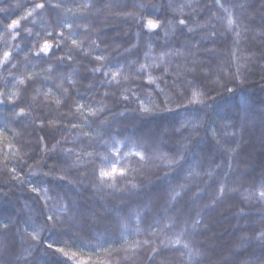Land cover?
Wrapping results in <instances>:
<instances>
[{
    "label": "trees",
    "instance_id": "16d2710c",
    "mask_svg": "<svg viewBox=\"0 0 264 264\" xmlns=\"http://www.w3.org/2000/svg\"><path fill=\"white\" fill-rule=\"evenodd\" d=\"M57 2L59 0H52L53 4ZM84 2L85 0H66V4L62 6L72 8L75 16L72 13L48 10L34 13L27 21H22V26L31 29L32 35L21 31L20 36L13 40L6 31H0V55L3 51H11L12 63L16 64V68H0V92L10 94L18 91L21 106L30 112L28 118L20 121L14 117L12 104L0 105V127L7 125V140L0 144V223L10 222L8 230L0 228V232L5 233L0 235V264H64L65 258L47 248V244L53 239L61 238L58 234H62L63 239L75 235L77 243L83 241L102 246L95 251L90 247H73V251H80L85 259L89 254L95 258L97 253L100 259H104L106 254L103 249L112 250L113 256L109 259H112V264H116L120 255L115 250L126 248L125 240L142 241L149 238L148 234L153 231L157 233V244L161 240L168 244L179 237L180 242L175 248L165 250L171 252V255L163 258L166 264H242L244 261L248 264H264V249L255 239L259 229L264 227V219L261 218L264 203L254 195L264 179V58L260 55L264 48V37L259 35L264 21L261 20L259 10L253 12L252 8L247 11L233 9L234 17H238L241 24L239 51L236 52L238 60H234L231 55L232 34L220 36L226 29V13L217 7L215 0H198V3L197 0H88L98 7L79 9L77 6ZM240 2L242 0H234V3ZM33 3L34 0H0V29L6 28L11 19H18L31 10ZM105 3L110 7H101ZM137 3L155 5V8H147L141 12L134 7ZM188 3L196 4L195 12L187 6L183 8V14L172 10ZM169 4L172 5L171 8ZM226 7L231 5L226 3ZM128 12H137L149 19L160 17L162 25L167 20L178 23L177 17L187 18L191 15L194 18V22H189L192 26L195 23H205L208 27L197 29L195 33L177 29L176 32L169 31L168 37L158 29L160 34L152 38L149 49L148 30L142 29L136 21L124 15ZM152 12L156 15H149ZM65 21L72 23L73 28L59 27ZM244 28L249 31H243ZM50 30H55L54 35L63 31L65 37L75 33L73 38L82 41L83 48L75 49L70 41L65 40L50 58L35 57L34 50H38L43 40L52 39L46 35ZM213 31L217 32L214 42L201 40L202 35ZM138 32V46L131 52H126V48L137 44ZM56 39L59 41L58 35ZM92 41H96V44H92ZM176 51L183 55L165 56L169 74L162 72L163 64L161 69H149L153 75L163 76L168 81V87H172V81L176 80L180 88L186 90L184 79H178L175 73L191 67L193 59L200 61V66L213 74L207 78V84L209 88L215 89L211 92L215 103L209 101L211 108L205 117V128L191 138V151L185 153V160L182 162V167L191 170L193 174L186 181L184 177L187 173L184 170L173 171L165 176L159 168L151 166L150 162V166L130 171L127 177L118 179L116 188L98 186L94 169L106 166L107 162L96 154L109 155V151L104 144L94 139L97 131L104 132L106 127L108 131L104 138L109 143L111 135L126 141L124 145L114 147L124 157L122 163L131 161L133 167H138L135 164L136 157L125 156L131 148L127 140H135L149 131L168 129L159 143L161 150L170 154L176 141L181 139L178 133L172 131L173 126L178 127L175 122L181 117L171 113H158L153 117L136 118L132 111L127 112L125 117L115 115L125 108V103L117 102L123 89L105 83L107 78L102 74H95L93 79V74L88 70L98 66L94 56H106L107 64H122L123 71L130 77L124 87H131L133 91L143 95L144 90L140 87L143 81L133 79L134 75H139L136 69L141 63H159L161 53ZM85 52L90 55H84ZM145 53L148 54V59H145ZM68 55L72 56L71 60L67 59ZM59 57H65V60L60 62ZM133 60L136 61L135 64L131 63ZM237 64L241 65L242 84L231 78L236 72ZM245 64L246 67L243 66ZM49 66L52 68L51 72L47 71ZM221 68L227 69V74L220 71ZM217 72L234 92L220 90L212 84ZM185 75L188 80H192L195 74ZM28 76L34 77V81H29ZM69 77L76 82L75 86L69 83ZM198 78H203V73ZM19 79H25V84H19ZM89 83L93 84L91 89L87 88ZM161 86L164 87V84ZM36 89L40 90L39 95ZM63 89L68 90L67 95L63 93ZM48 90H51V94L45 99L43 94ZM105 92L109 95L105 96ZM241 97L248 100L247 111L237 106ZM56 98L64 102L59 107L54 102ZM76 101L85 107L106 105L101 117L108 123L101 126L97 117L82 121L78 116L69 115V108L65 105H74ZM127 107H136L135 98L127 102ZM42 119L57 120V127L41 131L39 124ZM70 121L81 126L72 128ZM208 124L217 129L218 138L225 149L239 143L240 147L235 155H230L217 146L216 141L205 131ZM12 129L19 135H15ZM225 132H236L238 135H224ZM84 133H92V137ZM183 135L188 136V131ZM40 136H44L43 143L47 144L48 149L56 144V150L46 151L43 145H38ZM8 143L20 149L23 160L19 156H12ZM65 149H74V152L69 155ZM84 150L93 152L95 159L92 162H89L90 158L83 156ZM77 156L82 158L77 160ZM73 162L76 166L70 167ZM12 168H16V173L10 171ZM210 168L214 173L212 176L206 174ZM32 171H37L38 174L34 176ZM43 173L49 175L44 177ZM17 174L21 177L20 180L11 178ZM58 175H65L67 180L57 179ZM41 179L47 180L44 186L48 188V192L41 193L45 198L37 200V194L31 188L37 186ZM181 183L187 184V190L175 201L169 202V187L179 191ZM219 183L226 185L223 199L217 201L215 207H205L211 202L209 194L215 193ZM133 184L138 185V188H133ZM233 187L238 191H227ZM195 192H200L201 195L194 200L192 197ZM249 194H253L251 199L245 200L243 197ZM47 197L51 199L47 200ZM240 209H243V214ZM54 213L59 215L64 226L57 225L51 231L42 229L39 240H33L30 235L33 228H41L45 214ZM197 219L200 220V225L193 229L191 224ZM186 222L187 231L181 236L179 234ZM165 224H171V227L166 228ZM137 229L142 231L138 232ZM185 243L193 251L201 253L200 256L194 255L192 262L188 261L186 255H181V252L188 251L183 248ZM148 251V247L138 250L135 264H152L145 258ZM67 264H72V261ZM120 264L125 262L120 260Z\"/></svg>",
    "mask_w": 264,
    "mask_h": 264
},
{
    "label": "snow or ice",
    "instance_id": "6c2138e0",
    "mask_svg": "<svg viewBox=\"0 0 264 264\" xmlns=\"http://www.w3.org/2000/svg\"><path fill=\"white\" fill-rule=\"evenodd\" d=\"M198 3V0H197ZM226 3L231 5V7H226ZM66 4V0H59V2L53 4L52 0H41V2H35L33 3V7L31 10L27 11L23 16H21L18 19H11L10 22L7 24L6 28L0 29V31H6L13 40H15L18 36H20L21 31L27 32L28 35H32L31 29L27 27L22 26V21H27L29 17H32L34 13L42 12L44 10L48 11H54V12H65V13H72L74 16L76 15L75 12H73L72 8L68 7H62ZM215 4L219 9H221L224 13H226V17L224 18L226 20V29L224 32L220 33V36H226L227 34L231 33L233 36V45L231 50V55L233 56L234 60H238L236 57V52L239 51V40L241 38V24L238 22V17H234L233 15V9L239 8L242 11H247L248 8H252L253 12L259 10V14L261 16V20L264 21V0H242L240 3H234V0H215ZM189 7L192 12L196 11V4L194 3H188L187 5L181 4L178 8H173L172 10L174 12L179 11L181 14H183V8ZM79 9H87L90 7L97 8L98 6L96 4L88 2V0H85L84 3L79 4L77 6ZM101 7L108 8L110 7L109 4L105 3ZM134 7L138 8L143 12V10L147 8H155V5H149L145 3H137L134 5ZM169 7L171 8L172 5L169 4ZM99 10V9H98ZM127 16L130 20L136 21V23L142 28L147 29V35L150 37V39L147 41L149 49H151L152 44V38L159 35L160 33L157 31L158 29L163 31V35L165 37H168L169 31L176 32L177 29L183 31L186 30L188 33H195L197 29H203L208 27L205 23H195V26H192L189 22L193 21L194 18L189 15L187 18H179L177 17L178 23H173L172 20H167V23L165 25H162L161 18L157 17L156 19H149L145 16L141 15L137 12H128L124 14ZM149 15L155 16L156 13L152 12L149 13ZM215 15V14H214ZM61 28H67L72 29L73 24L64 22L59 25ZM86 27V26H85ZM168 29V30H165ZM55 30H50L46 33L48 37H51L52 39H44L43 43L39 45L38 50H34V56L41 59H48L50 58L51 54L54 53V50L60 49L62 43L65 40L70 41L71 45L75 49H82L83 43L82 41L73 38L75 33H72L68 37L64 36L63 31L58 32L56 35H54ZM243 31H249V29L244 28ZM59 36V41H57L56 36ZM259 35L261 37H264V24H262L261 29L259 31ZM217 36V32H208L201 36V40H212L215 41ZM137 37V44L132 45L131 48H126V52H131L134 48L138 46L139 43V37L140 33H136ZM262 43H264V40H262ZM92 44H96V41H92ZM97 47L99 45H96ZM35 49V46H33ZM71 51V49H69ZM208 51H214L213 49H208ZM189 52L191 53V49H189ZM194 55V53H191ZM84 55H90V53L85 52ZM180 56L183 55V53L176 51V52H165L161 53L160 55V62L156 63L155 61L152 64L148 63H141L139 67L136 69V73L139 75H134L133 79L143 81V83L140 85V87L144 90V94L140 95L136 91H133L131 87H124V83L128 82L130 77L127 73L123 71V65L122 64H116L111 65L105 63L107 60V57L104 55H95L94 61L98 62V66L90 68L88 71L93 74V79L95 78V74H102L105 78V83L108 85H115L117 87L122 88L123 90L120 92V98L117 101L118 103H125L124 111L115 113V115H119L120 117H125L126 113L129 111H132L136 114V118H142V117H153L158 113H171L175 116L181 117L179 120H177L175 123L178 124V127L173 126L172 131L173 133H178L181 137V139L177 140L175 143L174 150L169 154L167 152H164L160 148V141L162 139V135L166 134L168 129H163L162 131L158 132H152L149 131L145 133L143 136L137 137L135 140L128 139L127 143L131 145V148L128 153H125V156L136 157L135 164L138 167H133L131 161H124V157L120 156L119 149L114 147L115 145H124L126 141L124 140H118L116 139V135H111L110 140L111 143H109L108 139H105L104 136L107 133L108 129L105 127L104 132L97 131L95 134L94 139L98 143H102L105 145V147L109 151V155H104L103 153H97L96 155H99L102 161L107 162L106 166H102L99 169H94V175L96 177V180L98 181V186H106L109 188H116L118 179H123L128 176L130 171H139L140 168L151 166L159 168L165 176H168L170 172L173 171H180L184 170L187 174L184 177V180L186 181L188 179V176L192 175V171L188 170L186 168L182 167V162L185 160V153H188L191 151L189 148V144L192 143V139L196 135L199 134L200 129L205 128V117L208 115V110L211 108V104L209 101H212V103H215V97L211 95V92L215 89L209 88L207 84V78L212 76L213 74L209 72L206 68L200 66V61L193 59L191 61V67H185V70L183 72L177 71L175 75L177 78H183L186 83V90L181 89L179 84H177L176 80L172 81V87H168V81L163 79V76H156L153 75V72L149 69H161V64L164 65V67L161 69L162 72L167 75L169 74V65L165 62V56ZM260 55L262 58H264V48L261 49ZM13 59V53L11 51H3L2 55H0V68H16V64L12 63ZM27 59V57H25ZM60 62H63L65 60V57H59L58 58ZM68 60L72 59L71 55L67 56ZM145 59H148V54L145 53ZM132 64H135L136 61H131ZM243 66H247L246 64ZM115 68V70H113ZM240 68L241 65H236V72L235 74H232L231 78L238 81L239 83H243L244 81L240 78ZM177 69H179V65H177ZM199 69V71H198ZM47 71L51 72L52 68L49 66ZM220 71H223L225 74H227V69L221 68ZM186 73H192L195 74L194 78L192 80H188L186 77ZM203 73V78H198L199 74ZM264 78V77H262ZM27 79L29 81H34V77L28 76ZM44 79H50V77H44ZM212 84L216 85L217 88L220 90L226 91V92H234V89L228 86V83L223 81L220 77V73H215L214 79H212ZM18 83L23 85L25 84V79H19ZM69 83L75 86V81L71 80L69 77ZM164 84V87L161 86V84ZM93 87L92 83H89L87 85L88 89H91ZM37 95L40 94V90L36 89ZM63 93L67 95L68 90L63 89ZM51 94V90H48L43 95L45 99L48 98V96ZM79 94V93H77ZM105 96H108L109 93L105 92ZM113 95H115L113 93ZM135 98V104L136 107L129 109L127 107V102H131L132 99ZM21 97L18 93V91L9 93H3L0 92V105H4L6 103H10L13 105V113L14 117L17 120L22 121L25 118H28L30 116V112L26 111L25 107L21 106ZM33 101H35V97H33ZM55 104L57 107H59L62 103H64L59 98L55 99ZM175 105V107H173ZM69 108V115L78 116L82 121H87L89 117H97L99 118V125L104 126L108 122L101 117V114L105 112V108L107 107L104 104L99 105L96 108H93L91 106L85 107L84 104L79 103V101H76L74 105H65ZM244 111L248 110L249 103L247 98L241 97L239 104L237 105ZM71 123L72 128H78L81 125L78 123ZM58 121L54 119H42L39 124V128L41 131L45 130L46 128L49 130L55 129L57 127ZM91 125H89L90 127ZM5 127L7 125H4L3 127H0V144H4L7 140V132L5 131ZM228 127H231V125H228ZM15 135H19V133L15 132L14 129H12ZM185 131H188L189 135L184 136L183 133ZM207 133H209L216 141V144L218 147L221 148V150L227 151L230 155H235L237 152V149L240 147L239 143H236L234 147H230L225 149L224 145L221 144L220 139L218 138L217 129L212 127L211 124H208L207 128L205 129ZM84 135L92 137V133H84ZM224 135H230V136H237L238 133L236 132H225ZM54 138V137H53ZM44 136H40L38 138L37 144L43 145L44 149L46 151H55L56 150V144L52 145L51 149H48L47 144H44ZM59 143V141H57ZM89 145H91V139L89 140ZM7 147L12 150V156L17 157L19 156V159L23 160V155H20V149L16 148L14 144L8 143ZM136 148H140L141 150H134ZM67 154L71 155L74 152V149H65L64 150ZM83 156L88 157L89 162H92V160L95 159V156L93 155V152H89L84 150ZM82 157L77 156V160H80ZM7 159V157H6ZM159 161L157 164L156 162ZM66 162V161H65ZM76 163L73 162L70 167H75ZM219 165H217L218 167ZM5 168H7V163H5ZM12 173H16V168H12L10 170ZM32 175H37V171H32ZM196 175H199V173H195ZM207 175L212 176L214 173L212 169L210 168L207 173ZM49 173H43L44 177H47ZM12 179L20 180L21 177L17 174L11 177ZM59 180H67V177L65 175H58L56 177ZM69 183H73L72 181H68ZM47 183L46 179H41L39 184L37 186H33L31 188V191L33 193L37 194V200L44 199V196H41V193H47L48 188L44 185ZM133 188H138V185L133 184ZM179 191L174 187H169L168 189V195H169V202L175 201L177 197L181 196L183 191L187 190V184L181 183L179 184ZM226 191V185L224 183L218 184V189L215 191L214 194L210 193V203L205 205V207H215L216 202L219 200H222ZM227 191L229 192H235L238 191L236 188H228ZM201 195L200 192H195L193 194V199H197ZM251 195L244 196L243 198L245 200L251 199ZM257 196V199L264 203V179H262L261 184L257 190V192L254 194ZM51 197H47V200H50ZM241 214H243V209H240ZM199 216V213L197 214ZM261 218L264 219V213H262ZM71 219V218H69ZM9 223L10 222H4L0 223V228L4 230L9 229ZM174 223V221H173ZM57 225H60V227H63V223L60 220L59 215L54 213L53 215H47L45 214V220L43 224L41 225V228H33L32 233L30 234L32 236L33 240H39L40 238V231L42 229L45 230H55L57 228ZM200 225V220H195L191 227L193 229L197 228ZM165 227H171V224H165ZM188 224L185 223L184 228L182 229L181 233L179 235H183L185 231H187ZM26 231V230H25ZM138 232L142 231L141 229H137ZM163 231V230H161ZM4 232H0V235H4ZM60 235V239H53L50 243L47 244V248L56 253L60 254L63 258H65L64 264H67L68 261H72V264H112V259H109V257L113 256V251L110 249H103V252L106 254L104 259L99 258V253H97V256L94 258L91 254L88 255V258L85 259L84 256L80 251H73V247L82 248V247H90L94 251L99 247L102 248L101 245L98 244H86L83 241L77 243V237L75 235L70 236L68 239H63L62 234ZM149 238H146L144 240H136L135 242H128L125 240V244H127L126 248H121L115 250L120 255V260L124 261L125 264H135V258L138 255V250H142L145 247H148L149 251L146 254V259L148 261H151L152 264H166V260L163 259L169 255H171L170 251H165L166 249L175 248L177 244H179V237L176 241H172L168 244H166L163 240H161L160 244L156 243V236L157 233L155 231L150 232L148 234ZM242 239H244L242 237ZM255 239L259 241V244L262 249H264V227H261L258 231V234L255 236ZM60 244H63V246H58ZM184 249H188L187 253L181 252L182 256H187V259L189 262H192L193 256H200L201 253L196 250L193 251L189 248V245L185 243L183 245ZM120 260L116 261V264H120ZM198 264V262H197ZM242 264H248L247 261L242 262Z\"/></svg>",
    "mask_w": 264,
    "mask_h": 264
}]
</instances>
